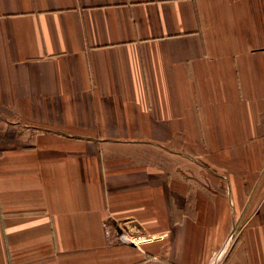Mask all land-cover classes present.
<instances>
[{"label":"crops","instance_id":"crops-1","mask_svg":"<svg viewBox=\"0 0 264 264\" xmlns=\"http://www.w3.org/2000/svg\"><path fill=\"white\" fill-rule=\"evenodd\" d=\"M0 264H264V0H0Z\"/></svg>","mask_w":264,"mask_h":264},{"label":"built area","instance_id":"built-area-1","mask_svg":"<svg viewBox=\"0 0 264 264\" xmlns=\"http://www.w3.org/2000/svg\"><path fill=\"white\" fill-rule=\"evenodd\" d=\"M133 231L130 229L129 226L122 225L121 227V231L118 234V237L121 241L125 242V243H130L133 242L134 239V234H131Z\"/></svg>","mask_w":264,"mask_h":264}]
</instances>
